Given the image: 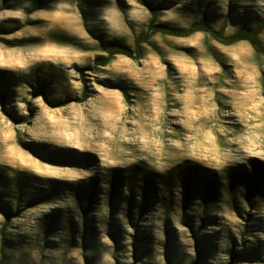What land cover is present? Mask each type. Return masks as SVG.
Masks as SVG:
<instances>
[{"label": "rangeland", "instance_id": "obj_1", "mask_svg": "<svg viewBox=\"0 0 264 264\" xmlns=\"http://www.w3.org/2000/svg\"><path fill=\"white\" fill-rule=\"evenodd\" d=\"M148 4L264 44V0H0V264H264V56L198 31L112 57Z\"/></svg>", "mask_w": 264, "mask_h": 264}, {"label": "trees", "instance_id": "obj_2", "mask_svg": "<svg viewBox=\"0 0 264 264\" xmlns=\"http://www.w3.org/2000/svg\"><path fill=\"white\" fill-rule=\"evenodd\" d=\"M150 7V4H148ZM150 12L152 15L151 21L147 27L146 33L136 41L135 49L132 50L131 47L122 45L120 42H111L109 43L108 47L106 48L108 52L111 54V56L115 55H124L126 57H129L131 59H138L142 56V44L145 42L150 43V38L153 34L156 33H163L166 35H171V36H178V37H188L192 35L195 32H204L218 41L222 42L225 45H232V44H237L239 42H248L251 46L253 51L259 55V56H264V44L260 41L258 34L252 32L249 29H242L238 31L237 33H234L228 37H224L223 35V27L221 30H215L210 24L207 22V17L206 15H203L200 17V20L196 23H193L189 28L183 30V29H178V28H170L164 23H158V18L155 9L150 7ZM111 58H108L107 60L103 61L101 63V66H105L108 61H110ZM86 95L84 94L83 99L85 100ZM45 101L47 104H49L52 107H59V106H64L66 103H52L45 97ZM8 220V219H7ZM7 221L5 222L4 229L7 228ZM3 229V230H4ZM5 245V242L3 240V247ZM3 247L2 250H3Z\"/></svg>", "mask_w": 264, "mask_h": 264}, {"label": "bare ground", "instance_id": "obj_3", "mask_svg": "<svg viewBox=\"0 0 264 264\" xmlns=\"http://www.w3.org/2000/svg\"><path fill=\"white\" fill-rule=\"evenodd\" d=\"M193 170V169H192ZM201 182V181H200ZM194 193V192H193Z\"/></svg>", "mask_w": 264, "mask_h": 264}]
</instances>
